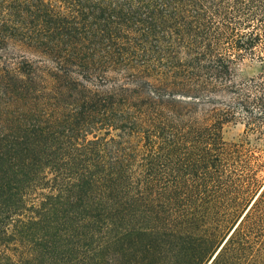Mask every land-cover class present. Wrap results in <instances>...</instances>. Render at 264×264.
Instances as JSON below:
<instances>
[{
    "label": "trees",
    "instance_id": "trees-1",
    "mask_svg": "<svg viewBox=\"0 0 264 264\" xmlns=\"http://www.w3.org/2000/svg\"><path fill=\"white\" fill-rule=\"evenodd\" d=\"M10 50L0 264H264V162L222 135L264 121L232 84L264 0H0Z\"/></svg>",
    "mask_w": 264,
    "mask_h": 264
},
{
    "label": "rangeland",
    "instance_id": "rangeland-1",
    "mask_svg": "<svg viewBox=\"0 0 264 264\" xmlns=\"http://www.w3.org/2000/svg\"><path fill=\"white\" fill-rule=\"evenodd\" d=\"M13 52V50H10L0 55H9ZM232 74V84H242L251 79L259 80L264 77V64L260 63L258 60L247 59L238 62L233 67ZM253 93H255V91ZM219 107L224 106L221 105ZM250 124H255L254 128H257V130H249L248 127ZM222 135L226 142L243 145L257 156L259 162H264V121L249 120L245 115L239 116L236 121L224 125ZM258 178L264 179V167L259 169Z\"/></svg>",
    "mask_w": 264,
    "mask_h": 264
}]
</instances>
